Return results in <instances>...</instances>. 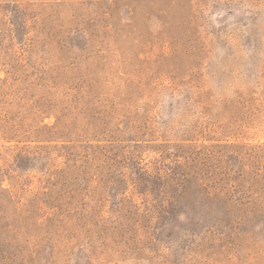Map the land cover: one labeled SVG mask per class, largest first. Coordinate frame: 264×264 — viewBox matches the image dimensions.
<instances>
[{"label": "rangeland", "instance_id": "obj_1", "mask_svg": "<svg viewBox=\"0 0 264 264\" xmlns=\"http://www.w3.org/2000/svg\"><path fill=\"white\" fill-rule=\"evenodd\" d=\"M0 264H264V0H0Z\"/></svg>", "mask_w": 264, "mask_h": 264}]
</instances>
